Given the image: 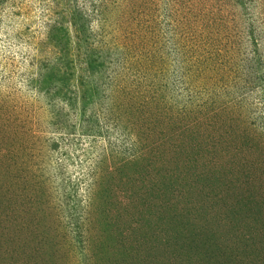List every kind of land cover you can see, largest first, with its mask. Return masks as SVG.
I'll return each mask as SVG.
<instances>
[{"label":"rangeland","instance_id":"obj_1","mask_svg":"<svg viewBox=\"0 0 264 264\" xmlns=\"http://www.w3.org/2000/svg\"><path fill=\"white\" fill-rule=\"evenodd\" d=\"M0 264H264V0H0Z\"/></svg>","mask_w":264,"mask_h":264}]
</instances>
